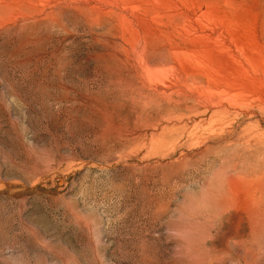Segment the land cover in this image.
Masks as SVG:
<instances>
[{
    "label": "rangeland",
    "instance_id": "rangeland-1",
    "mask_svg": "<svg viewBox=\"0 0 264 264\" xmlns=\"http://www.w3.org/2000/svg\"><path fill=\"white\" fill-rule=\"evenodd\" d=\"M0 264H264V0H0Z\"/></svg>",
    "mask_w": 264,
    "mask_h": 264
},
{
    "label": "bare ground",
    "instance_id": "bare-ground-1",
    "mask_svg": "<svg viewBox=\"0 0 264 264\" xmlns=\"http://www.w3.org/2000/svg\"><path fill=\"white\" fill-rule=\"evenodd\" d=\"M253 202V201H252ZM248 203V202H247Z\"/></svg>",
    "mask_w": 264,
    "mask_h": 264
}]
</instances>
